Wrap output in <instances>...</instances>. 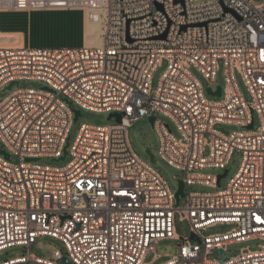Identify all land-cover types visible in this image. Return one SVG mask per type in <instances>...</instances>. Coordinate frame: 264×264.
<instances>
[{
  "label": "built area",
  "instance_id": "built-area-1",
  "mask_svg": "<svg viewBox=\"0 0 264 264\" xmlns=\"http://www.w3.org/2000/svg\"><path fill=\"white\" fill-rule=\"evenodd\" d=\"M43 10H82L101 25L102 42L0 46V90L21 80L45 83L15 89L0 102V252L28 248L0 264H64V257L73 264H145L164 238L182 242L162 264H264V244L226 256L231 244L264 240V1L0 0V11ZM163 60L167 69L156 84ZM220 61L226 86L222 99L211 100L207 88H218L212 84ZM191 66L209 79L207 88ZM74 104L124 115L114 124H82L71 143ZM157 112L174 121L180 137ZM146 116H155L161 158L185 173L184 206L131 145L129 128ZM224 123L246 129L218 127ZM235 151L242 162L225 189H192L216 187L219 175L195 170L226 169ZM63 156L64 165L40 163ZM177 214L198 240L177 235ZM219 225L229 228L206 234ZM42 236L63 242L66 253H32ZM212 253L218 258H209Z\"/></svg>",
  "mask_w": 264,
  "mask_h": 264
},
{
  "label": "rangeland",
  "instance_id": "rangeland-1",
  "mask_svg": "<svg viewBox=\"0 0 264 264\" xmlns=\"http://www.w3.org/2000/svg\"><path fill=\"white\" fill-rule=\"evenodd\" d=\"M257 3H261L264 0H254ZM14 11L7 12L2 11L0 13V26L4 27L15 23L17 17ZM35 19L41 21V28L34 27L32 30V35L28 41L27 46L32 48H66V47H81L84 46V19L85 14L82 10H43L40 11L38 15L34 16ZM99 39L97 36L94 27L91 25L87 28L86 32V44L94 45L98 44ZM168 62L163 60L162 63L154 71L153 77L155 83L161 80L163 74L167 69ZM191 72L200 80V82L207 88L210 85L209 79L206 78L203 73H201L197 67L191 66ZM236 78L238 85L246 98V100H251V94L242 78V76L237 72ZM45 85L43 81L38 80H21L20 84L14 85L11 89L0 90V102L5 99L13 90L18 88H33L39 89ZM214 88L221 86L225 88L226 79L224 66L222 61L219 63V70L216 75L215 82L212 84ZM211 100H220L223 96H214L207 94ZM75 109H79L81 116H79L72 124L70 130V142L72 143L78 133L82 124L90 125H109L116 123V118H108L110 113L107 112H96L87 109H83L74 104ZM155 116L165 124H168L170 129L173 131L174 135L180 137V133L177 129L174 121L163 113L157 112ZM255 124L254 129H257L261 125L260 116L255 113ZM219 128H224L227 131H243L246 128L234 124V123H224L218 126ZM129 140L134 151L138 156L145 162L151 164L167 181L169 186L173 191H177L179 188V180L182 179L185 175L184 171L175 168L167 164L159 155L160 148V135L152 125L148 116L142 117L137 120L129 128ZM0 147H2V142L0 139ZM150 148L152 153L155 155L156 163H152L149 154H147L146 149ZM208 154V151L207 153ZM242 162V152L235 151L231 161L226 169L206 167L200 170H195L203 174H212V175H221L228 170L227 174L222 177L220 186H209L205 184H195L192 186L193 190L196 191H205V192H215L221 189H225L227 183L230 179L237 173ZM40 163L50 164V165H64L66 161H56L50 157H43L40 160ZM181 206L185 205L184 199L180 202ZM229 226H215L206 231V234H213L221 231H225ZM175 230L178 236L191 237L192 230L191 225L188 220L180 219L179 214L175 218ZM182 242L180 238H164L161 239L156 246V253L149 252L145 258V264H162L172 258V256L179 253V244ZM264 244L263 239H250L246 242L234 243L228 246V252L226 256L232 257L236 254H239L242 248L249 247L253 250L260 249L261 245ZM59 249L62 252L66 253V248L63 242L58 239L42 236L37 239L35 244L32 247V253L37 256L50 258L54 250ZM28 253V248L24 246H16L9 249H6L0 252V263L5 259L21 256ZM209 258L215 259L218 256L215 253L209 255ZM73 264V263H70Z\"/></svg>",
  "mask_w": 264,
  "mask_h": 264
},
{
  "label": "crops",
  "instance_id": "crops-1",
  "mask_svg": "<svg viewBox=\"0 0 264 264\" xmlns=\"http://www.w3.org/2000/svg\"><path fill=\"white\" fill-rule=\"evenodd\" d=\"M52 11V10H49ZM54 11V10H53ZM2 11H0L1 13ZM8 12V11H7ZM11 12V11H9ZM17 19L15 23L4 27L0 26V46L24 45L27 46L34 27L41 28V21L35 19L40 11H14ZM87 19H84V44L86 45Z\"/></svg>",
  "mask_w": 264,
  "mask_h": 264
},
{
  "label": "water",
  "instance_id": "water-1",
  "mask_svg": "<svg viewBox=\"0 0 264 264\" xmlns=\"http://www.w3.org/2000/svg\"><path fill=\"white\" fill-rule=\"evenodd\" d=\"M14 84H18V82H12L5 89H11ZM207 91H208V93L210 95H214V96H221L222 95V87L221 86H218V88H217L216 91H213L210 87H208L207 88ZM123 115H124L123 113H111V114H109L108 118L111 119L112 117H115L116 120H117V122H120L121 121V118L123 117ZM79 116H81V112L79 110H76V112H75V119H77ZM149 119H150L152 125H154L155 116H152ZM252 127H253V125L251 124L249 126V128H252ZM67 147H68V144L66 145V149H67ZM66 149H65V153L67 152ZM146 152H147V154H149L150 159H151V162L152 163H156L155 155L152 153L151 149L150 148H147L146 149ZM3 153H4V151H3ZM64 159H65V156H63L61 159H56V161H60V160H64ZM227 172H228V170H226L224 172V174L219 175L218 182H217L218 186H220L221 179H222V177H224L227 174ZM184 196H185V192H184V182H183V180H179V188H178L177 193H176V199H177V204L178 205L180 204V202L184 198ZM191 237L194 240H198V238L194 234H192ZM218 253H222L223 254L224 253V250H217L216 251V254H218ZM63 262H64V264H70L69 263V259L67 257H64L63 258Z\"/></svg>",
  "mask_w": 264,
  "mask_h": 264
},
{
  "label": "bare ground",
  "instance_id": "bare-ground-1",
  "mask_svg": "<svg viewBox=\"0 0 264 264\" xmlns=\"http://www.w3.org/2000/svg\"><path fill=\"white\" fill-rule=\"evenodd\" d=\"M87 28H89V26H93L94 27V30L96 31L97 33V36H98V39H99V42L98 44H94V45H100L101 44V25L99 23H95V22H92L90 20H87ZM87 45V44H86ZM6 46V45H5ZM12 46H18V45H12Z\"/></svg>",
  "mask_w": 264,
  "mask_h": 264
}]
</instances>
